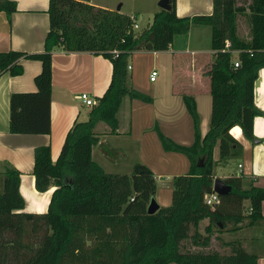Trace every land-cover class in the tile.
Returning <instances> with one entry per match:
<instances>
[{
  "label": "trees",
  "instance_id": "1",
  "mask_svg": "<svg viewBox=\"0 0 264 264\" xmlns=\"http://www.w3.org/2000/svg\"><path fill=\"white\" fill-rule=\"evenodd\" d=\"M210 14L178 17L174 0L168 9L152 15L145 27L133 29L128 15L89 4V0H48V30L44 50L26 54L16 50L0 52V74L21 73L20 59L40 61L34 76L33 92H14L8 99V131L14 134H49L51 53L87 51L109 60V83L90 106L87 119L74 121L67 130L54 161L49 145L33 150V183L38 192L51 191L44 213L20 211L23 200L18 192L19 172L7 168L0 177V264H256L257 253L246 251L233 241L228 253L182 251L186 239L208 246L212 228L226 224H264L261 202L264 187L245 182L241 175L222 178L229 191L218 202L207 205L211 192L214 160L239 157L241 145L229 130L237 125L242 136L253 141V118L261 112L253 102V84L264 67V0H211ZM15 10L12 0H0V11ZM243 15L248 37L238 34L237 16ZM191 25L210 27L213 59L204 75L209 81L210 114L205 134L199 130L194 99L183 95L191 118L193 141L180 145L166 137L156 124L153 130L164 151L182 153L189 162L186 174L172 178L171 199L167 206L145 212L155 191L154 176L142 163H135L130 174L107 173L90 155L97 142L93 132L98 122L109 132L118 127L117 112L123 97L150 102L128 81L127 58L137 50L162 51L174 36ZM227 42V45H226ZM115 51V52H114ZM238 51V52H236ZM236 53L238 66L233 67ZM247 201V214H242ZM207 218L202 236L196 230Z\"/></svg>",
  "mask_w": 264,
  "mask_h": 264
},
{
  "label": "crops",
  "instance_id": "2",
  "mask_svg": "<svg viewBox=\"0 0 264 264\" xmlns=\"http://www.w3.org/2000/svg\"><path fill=\"white\" fill-rule=\"evenodd\" d=\"M12 1L15 3L12 13L6 15L4 11H0V52H42L48 30V0ZM174 2L175 14L178 17L210 14L212 11L211 0ZM157 3L158 0H138L136 5L132 1L129 9H123L124 3L121 0H89V4L96 7L128 16L135 15L136 22L137 18H151L160 10ZM137 24L140 26L138 22ZM213 53L210 48V27L206 25H191L184 34L174 36L166 50L131 52L127 58V64L130 66L127 70L129 84L135 90L148 95L151 101L144 102L125 96L117 112L118 127L114 133L109 132V128L102 122L94 126L93 132L97 142L91 147V159L103 170V164H114L128 152L134 154L130 166L140 162L147 166L154 176L153 198L158 206L170 204L172 178L186 174L189 162L182 153L162 149L153 125L156 124L173 142L180 145L191 144L192 121L182 100L183 95H190L194 99L199 116L200 134H205L210 114V95L209 81L204 72L212 62ZM19 62L20 74H0V177L7 168L17 170L18 192L23 200L20 211L40 214L47 209L53 187L43 192L35 190L32 175L33 150L37 146L49 145L50 159L55 160L69 127L74 121L87 119L90 107L84 105L79 94L85 93L94 101L101 96L109 83L111 64L100 54L87 51L66 52L60 47L53 49L50 132L14 134L8 131L9 96L14 92L35 91L33 78L40 71V61L36 59L22 57ZM152 70L156 71V75L154 80L150 81L149 74ZM253 102L263 112L253 118L252 131L258 142L245 139L240 128L233 126L234 130L230 132L231 128L229 134L241 145L236 169L229 172L220 167V164H227L229 159L218 162L215 146L212 152L215 162L212 173L213 177L220 179L241 175L245 182L264 187V67L258 71L253 84ZM262 206L261 202L260 211L264 215ZM243 221L247 222V219L243 218L238 222L236 226L239 228L232 233L243 248H246L245 243H248L249 249L257 251L258 242L264 240V224L251 227L244 226ZM257 255L256 264H264V251Z\"/></svg>",
  "mask_w": 264,
  "mask_h": 264
},
{
  "label": "rangeland",
  "instance_id": "3",
  "mask_svg": "<svg viewBox=\"0 0 264 264\" xmlns=\"http://www.w3.org/2000/svg\"><path fill=\"white\" fill-rule=\"evenodd\" d=\"M93 1L95 2V1H100V0H93ZM105 1H108V0H105ZM111 1H113V0H111ZM115 1H117V0H115ZM121 1H123V3H124L123 9H129L131 2L133 1V4H136V1H138V0H121ZM246 1L247 0H237V3H239V4L243 3L244 4ZM151 18H152V16H151ZM151 18H149V17L146 18V16H143L140 19L137 18V22L140 25V26H138V28L145 27L146 25H148L151 21ZM237 28H238L237 30H238L239 36L246 39L248 37V25H247L246 19L243 15L237 16ZM232 58H234V59L236 58V53L232 54ZM133 155L134 154H131L130 152H128L125 157L119 159L118 162H115L114 164L112 162L108 163V164L105 163L102 165L103 170L107 173L130 174L131 169H132V167L130 166L132 163L131 158ZM238 158L239 157L229 158V160L227 161V164H224V163H223V165L220 164V167L223 168L224 171H229V172L235 171ZM138 163H140V162H138ZM161 181L164 182V180H161ZM171 187H172V185L170 186V188ZM167 189H166V191H167ZM262 205H263L262 207H264V200L262 201ZM247 212H248L247 211V201H244L242 213L247 214ZM206 219L207 218L201 220L198 223V226L196 228L197 232L199 234H201L202 236L205 234L203 228H204L205 224L207 223ZM242 223H246V222L243 221ZM226 225L227 226L220 231L215 227L212 228V232L210 235V241H209L208 246L197 245V244L193 243V241L191 239L188 238V239L181 242V244H180L181 250L182 251H202V252L217 251L219 253H228L231 249L232 244H233L232 242L236 240V238H235L236 235L234 233H232L233 230H230V228H232L233 225L232 224H230V225L226 224ZM245 245H246V248H244V249L248 252L261 253L264 251V240L258 242L259 249L257 251H253L252 249H249L248 243H245Z\"/></svg>",
  "mask_w": 264,
  "mask_h": 264
},
{
  "label": "built area",
  "instance_id": "4",
  "mask_svg": "<svg viewBox=\"0 0 264 264\" xmlns=\"http://www.w3.org/2000/svg\"><path fill=\"white\" fill-rule=\"evenodd\" d=\"M129 18H130L131 21H132V24H131L132 28H133V29L138 28V24H137V22H136L135 15H130ZM226 45H227V42H226ZM114 52H115V51H114ZM236 52H238V51H236ZM237 66H238V60L235 58V60H233V67H237ZM126 69H127V70L130 69V66H129L128 64H127V66H126ZM155 75H156V71L152 70V71L150 72V74H149V80H150V81H153ZM79 98H80V100L84 103L85 106H89V107H90V106H92V105L95 103V101L92 100V99H90V98H88L87 95H86L85 93H80V94H79ZM237 166L240 168V164H238ZM218 196H219V195H218L216 192L213 191L212 186H211V192L208 193V194H206V195L204 196V202H205V204L211 206L212 204L217 203V202H218ZM249 211H250V208L248 209V212H249Z\"/></svg>",
  "mask_w": 264,
  "mask_h": 264
},
{
  "label": "water",
  "instance_id": "5",
  "mask_svg": "<svg viewBox=\"0 0 264 264\" xmlns=\"http://www.w3.org/2000/svg\"><path fill=\"white\" fill-rule=\"evenodd\" d=\"M158 7L160 9H168L169 5H168V0H158L157 3ZM255 143L258 142V140L254 139L253 140ZM212 189L214 192H216L218 195H224L229 191V186L226 185L222 179L220 178H214L212 181ZM158 209V204L156 203V201L154 200V198H151L148 202V204L146 205L145 208V212L147 214H152L154 213L156 210Z\"/></svg>",
  "mask_w": 264,
  "mask_h": 264
},
{
  "label": "bare ground",
  "instance_id": "6",
  "mask_svg": "<svg viewBox=\"0 0 264 264\" xmlns=\"http://www.w3.org/2000/svg\"><path fill=\"white\" fill-rule=\"evenodd\" d=\"M232 130H234L233 128L230 130V132H232Z\"/></svg>",
  "mask_w": 264,
  "mask_h": 264
}]
</instances>
